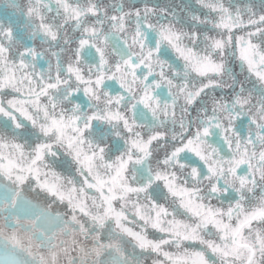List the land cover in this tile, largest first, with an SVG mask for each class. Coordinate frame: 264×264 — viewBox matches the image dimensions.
<instances>
[{"label": "snow or ice", "instance_id": "6c2138e0", "mask_svg": "<svg viewBox=\"0 0 264 264\" xmlns=\"http://www.w3.org/2000/svg\"><path fill=\"white\" fill-rule=\"evenodd\" d=\"M194 4L0 0V264H264V0Z\"/></svg>", "mask_w": 264, "mask_h": 264}, {"label": "flooded vegetation", "instance_id": "af4514ba", "mask_svg": "<svg viewBox=\"0 0 264 264\" xmlns=\"http://www.w3.org/2000/svg\"><path fill=\"white\" fill-rule=\"evenodd\" d=\"M135 2H147V3H151V4H161V5L173 3V2H175V3H191V4H193L194 7H197L194 4V0H135ZM233 2H236V3H253L257 7H259L260 0H233ZM176 63L179 64V62H176ZM40 64H42L45 68L47 67V64L44 61H40ZM54 64H55V61L53 60V65ZM236 71H237V73H239V68H237ZM241 78L243 79V76H241ZM109 83H111V82H109ZM109 90L110 91L118 90V85L112 84V87ZM157 91L161 94L162 99L167 97V90L166 89H158ZM78 95H79V100L77 102L83 101V94L80 93ZM148 119L150 120L151 117L149 116ZM237 127L238 128L240 127L239 124L237 125ZM245 134H246V129H245ZM210 139H212L214 142L222 144V141H220L218 136L212 137ZM224 150L226 152L227 148L225 147ZM191 159L196 160L195 157H191ZM196 162L199 165V161L197 160Z\"/></svg>", "mask_w": 264, "mask_h": 264}, {"label": "water", "instance_id": "95a60500", "mask_svg": "<svg viewBox=\"0 0 264 264\" xmlns=\"http://www.w3.org/2000/svg\"><path fill=\"white\" fill-rule=\"evenodd\" d=\"M30 198V197H29ZM56 209L54 208V211H55ZM148 264H151L149 261H148Z\"/></svg>", "mask_w": 264, "mask_h": 264}, {"label": "rangeland", "instance_id": "374dc122", "mask_svg": "<svg viewBox=\"0 0 264 264\" xmlns=\"http://www.w3.org/2000/svg\"><path fill=\"white\" fill-rule=\"evenodd\" d=\"M61 209H62V208H61ZM61 211H63V210H61ZM148 261L151 263V260H150V259H149Z\"/></svg>", "mask_w": 264, "mask_h": 264}]
</instances>
